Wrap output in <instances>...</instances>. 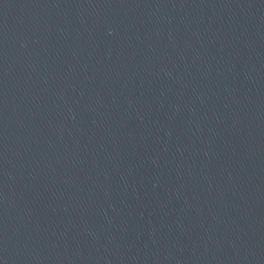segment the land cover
Wrapping results in <instances>:
<instances>
[{"label":"water","instance_id":"water-1","mask_svg":"<svg viewBox=\"0 0 264 264\" xmlns=\"http://www.w3.org/2000/svg\"><path fill=\"white\" fill-rule=\"evenodd\" d=\"M0 264H264V0H130L1 76Z\"/></svg>","mask_w":264,"mask_h":264}]
</instances>
